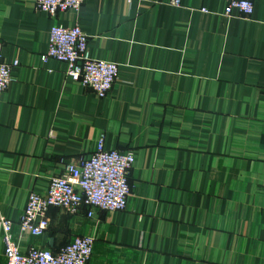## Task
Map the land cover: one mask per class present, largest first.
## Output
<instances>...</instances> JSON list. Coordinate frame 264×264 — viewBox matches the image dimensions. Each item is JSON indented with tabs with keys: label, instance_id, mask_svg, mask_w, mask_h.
<instances>
[{
	"label": "crops",
	"instance_id": "obj_1",
	"mask_svg": "<svg viewBox=\"0 0 264 264\" xmlns=\"http://www.w3.org/2000/svg\"><path fill=\"white\" fill-rule=\"evenodd\" d=\"M85 0L50 17L0 0V216L20 251L94 237L86 264H264V0L246 16L226 0ZM78 24L95 59L118 65L104 97L41 60L52 25ZM131 151L123 210L50 207L20 235L30 191L67 162ZM0 264H6L0 228Z\"/></svg>",
	"mask_w": 264,
	"mask_h": 264
},
{
	"label": "built area",
	"instance_id": "obj_2",
	"mask_svg": "<svg viewBox=\"0 0 264 264\" xmlns=\"http://www.w3.org/2000/svg\"><path fill=\"white\" fill-rule=\"evenodd\" d=\"M85 0H35L36 8L50 17L58 12L72 10L77 13ZM226 14L233 10L250 16L254 0H226ZM178 5V0H172ZM88 36L78 24L73 26L52 25L48 35L46 51L41 60L54 58L66 65L65 73L72 81L92 90L96 96L104 97L111 90L117 77L118 65L113 61L95 59L87 49ZM17 61L7 64L0 52V96L12 80L11 71ZM134 162L131 151L120 152L107 149L103 136L95 143L90 156L78 162H67L60 175L49 178L44 193L30 191L24 209L18 219L20 235H41L48 227L47 212L56 207L75 214L83 206L111 212L126 207L130 187L128 173ZM12 221L0 216L3 232L6 264H86L91 256L94 237L76 235L56 252L48 248L29 246L20 251L11 233Z\"/></svg>",
	"mask_w": 264,
	"mask_h": 264
}]
</instances>
